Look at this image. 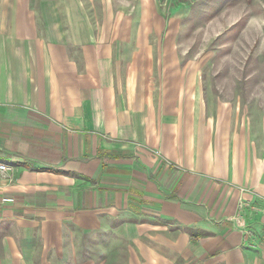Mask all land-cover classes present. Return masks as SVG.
<instances>
[{
    "label": "crops",
    "instance_id": "1",
    "mask_svg": "<svg viewBox=\"0 0 264 264\" xmlns=\"http://www.w3.org/2000/svg\"><path fill=\"white\" fill-rule=\"evenodd\" d=\"M159 23L0 0V264H264V115L204 96Z\"/></svg>",
    "mask_w": 264,
    "mask_h": 264
},
{
    "label": "rangeland",
    "instance_id": "2",
    "mask_svg": "<svg viewBox=\"0 0 264 264\" xmlns=\"http://www.w3.org/2000/svg\"><path fill=\"white\" fill-rule=\"evenodd\" d=\"M71 1L104 38L138 36L144 21L160 22L180 40L185 64L198 66L204 96L250 120L264 115V0Z\"/></svg>",
    "mask_w": 264,
    "mask_h": 264
},
{
    "label": "built area",
    "instance_id": "3",
    "mask_svg": "<svg viewBox=\"0 0 264 264\" xmlns=\"http://www.w3.org/2000/svg\"><path fill=\"white\" fill-rule=\"evenodd\" d=\"M9 167L5 163H0V173L2 174L3 177H8V172ZM253 231L250 228L245 229V235H252Z\"/></svg>",
    "mask_w": 264,
    "mask_h": 264
}]
</instances>
